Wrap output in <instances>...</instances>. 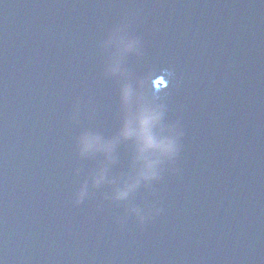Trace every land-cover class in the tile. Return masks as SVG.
Returning <instances> with one entry per match:
<instances>
[{"label": "water", "instance_id": "water-1", "mask_svg": "<svg viewBox=\"0 0 264 264\" xmlns=\"http://www.w3.org/2000/svg\"><path fill=\"white\" fill-rule=\"evenodd\" d=\"M0 264H264V0H0Z\"/></svg>", "mask_w": 264, "mask_h": 264}, {"label": "clouds", "instance_id": "clouds-1", "mask_svg": "<svg viewBox=\"0 0 264 264\" xmlns=\"http://www.w3.org/2000/svg\"><path fill=\"white\" fill-rule=\"evenodd\" d=\"M125 96L128 95V90H125ZM163 112L157 109H146L142 112L140 118H139V132L136 133L134 129H132L129 125H126L123 130V135L125 137L131 136L133 134L138 135V139L140 142V152L144 153L148 150H154L158 151L161 155L167 156V157H175L178 155L180 151V144L178 142L177 137H166L158 139L151 131L152 126L154 123L159 121L162 118ZM182 134V133H181ZM81 145L85 151L93 150L96 147H100L104 150H111V143L110 142H104L101 137L99 136H92L89 134H85L81 138ZM159 161H149L144 170L141 172V176L148 180V179H154L157 178L159 175L158 169L156 167V164ZM100 179H103V176L101 175L97 182H99ZM135 185L127 186L124 190H121L118 192V198H124L128 195V191L131 189V187H134ZM84 192L80 193L81 198L83 197ZM160 210L157 209L156 213H158ZM144 217H141V221L143 222Z\"/></svg>", "mask_w": 264, "mask_h": 264}]
</instances>
